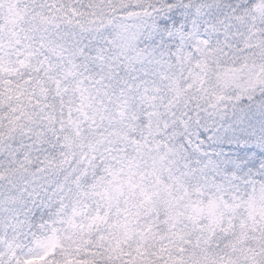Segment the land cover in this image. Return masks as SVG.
Listing matches in <instances>:
<instances>
[{"label":"snow or ice","instance_id":"obj_1","mask_svg":"<svg viewBox=\"0 0 264 264\" xmlns=\"http://www.w3.org/2000/svg\"><path fill=\"white\" fill-rule=\"evenodd\" d=\"M0 264H264V0H0Z\"/></svg>","mask_w":264,"mask_h":264}]
</instances>
